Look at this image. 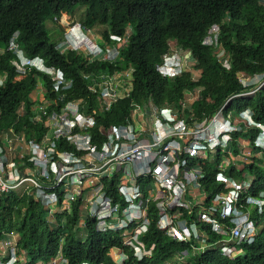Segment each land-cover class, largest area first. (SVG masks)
I'll use <instances>...</instances> for the list:
<instances>
[{"label": "trees", "instance_id": "16d2710c", "mask_svg": "<svg viewBox=\"0 0 264 264\" xmlns=\"http://www.w3.org/2000/svg\"><path fill=\"white\" fill-rule=\"evenodd\" d=\"M64 13L69 15L66 23L62 22ZM75 22L100 34L104 49L119 44L112 35L125 39L117 59L89 60L82 49L62 52L57 44ZM215 24L219 26L218 41L206 44L205 37ZM16 31L26 56L39 55L73 79V87L66 91L67 100L82 99V113L95 116L96 124L89 131L99 145L109 125L126 123L139 106H173L185 117L195 116L199 122L206 119V123L221 111L240 125L231 132L232 154L241 152L240 139L249 140L253 159L243 168L230 162L220 169V157L225 153L222 147L217 148L213 160L208 148V158H201V162L206 206L214 202L217 193L230 188L219 173L250 182L241 192L244 200L240 199V209L257 225L253 241L237 243L229 233L213 230L210 222H199L207 235L206 246L195 250L192 246L198 242L174 239L158 228V215L151 204V224L140 237L148 248L154 244L152 254L139 259L133 248L124 247L128 259L123 264H174L176 259L180 261L176 264H264V148L257 144L264 126V84L258 87L264 80V0H0V74L4 77L3 82L0 80V129L14 127L39 139L49 130L44 121L53 111L59 112L63 103L60 92L54 91L48 76L39 70L30 69L26 76L16 78L13 60L17 55L8 48ZM175 46L188 51L194 64L179 74L163 75L158 66ZM124 71L132 72L130 92L110 107L102 106L99 94L89 89L84 75ZM240 74L260 75L261 79L245 85ZM38 83L43 85L44 96L38 91ZM196 90L199 96L184 106L186 93ZM251 90L252 95H244ZM44 98L51 102L47 115L35 121V106ZM246 110H251L250 119L242 115ZM106 182L109 194L117 199L114 181ZM247 195L261 198L262 209L255 202H247ZM59 207L60 203L56 204L51 213L33 193L0 194V252H5L0 255V264H8L12 248L16 264H52L60 258L61 264H118L110 251L123 248L120 232L98 231L91 216L82 225L80 200L72 202L70 211H60ZM223 223L234 226L228 219ZM234 244L237 252L225 254L223 247Z\"/></svg>", "mask_w": 264, "mask_h": 264}, {"label": "built area", "instance_id": "2783aa9c", "mask_svg": "<svg viewBox=\"0 0 264 264\" xmlns=\"http://www.w3.org/2000/svg\"><path fill=\"white\" fill-rule=\"evenodd\" d=\"M76 28L80 34L72 29L66 33L63 43L66 47L78 48L85 43L91 59H117L120 46L105 50L90 38L88 29H81V24ZM218 32L219 26L213 25L204 42L216 44ZM113 38L122 40L119 36ZM10 48L17 55L13 60L18 71L16 78L26 76L30 69L48 74L63 104L59 112L53 111L44 121L49 130L39 139L28 137L25 130L17 131L14 127L0 129V194L33 193L51 213L58 203L60 211H70L72 202L80 200L96 220L97 230H122L124 244L133 248L139 258L151 255L154 247L148 249L140 240L151 223V204L158 215V228L177 240L198 242L192 246L195 250H204L206 246V232L199 222H210L213 230L229 233L237 243L253 241L255 223L248 214L241 218L237 213L240 183L219 173L231 191L217 193L208 206L206 193L199 190L204 178L201 158L206 157L208 148L227 147L232 138L229 133L236 130L229 119L224 120H229L232 128H226L222 139L214 142L206 136L209 124L206 119L199 122L195 116L185 117L174 107L139 106L126 123L109 125L99 145L89 131L96 124L95 116L82 113V99L67 100L66 91L73 87V79L61 68L47 66L39 56L24 55L15 38L11 39ZM159 70L170 71V75L180 71L170 66H159ZM130 74L131 71H124L84 75V78L89 81V89L99 94L101 105L108 108L130 92ZM3 79L0 74L1 82ZM50 104L44 98L35 106V121L43 120ZM184 106L188 105L184 103ZM216 117L218 114L211 119L215 123ZM3 133L6 136L1 139ZM106 180L114 181L117 199L109 194ZM88 191L91 193L87 194ZM186 213L194 216L188 218ZM227 219L234 226L224 224ZM223 251L228 255L236 253V244L225 245Z\"/></svg>", "mask_w": 264, "mask_h": 264}, {"label": "rangeland", "instance_id": "374dc122", "mask_svg": "<svg viewBox=\"0 0 264 264\" xmlns=\"http://www.w3.org/2000/svg\"><path fill=\"white\" fill-rule=\"evenodd\" d=\"M63 15H64V20L62 22L66 23L65 20L69 17V15L67 13H64ZM50 23H51L50 21H47L46 25L49 26ZM92 32H93L92 35H94V38L96 37V41L100 42V40H101L100 34L95 33L94 31H92ZM55 37H56V39H58L60 37V35H55ZM81 43H83V42H81ZM172 44L174 45L175 42H172ZM170 54L172 56L169 59L166 60V63H170L172 61V59H176V61L178 63H180L182 68H184V67H186V69L192 68V65L194 64V60L192 59V57H191V55H190V53L188 51L181 49L179 46H175V47H173L172 50H170ZM193 73L196 74V75L198 74L196 70H193ZM130 77H131V74H130ZM130 77L128 78V80H129L128 83H130V80H131ZM240 79H241V81L244 84L258 83L260 81V79H261V76L257 75V76L251 77V76H248L246 74H240ZM263 84H264V80H262L260 82L258 87L262 86ZM39 92L42 95L44 94V89H43V87L41 85L39 86ZM252 94H253V90L244 93V95H252ZM196 96H199V90H196V92H194V93L187 92L186 96H185V105L192 104L193 100H194V97H196ZM249 114L250 113H245L246 116H249ZM222 115H223L222 113L221 114L218 113V117H216V119H217L216 123L214 122L215 120L213 119L214 121L211 120L209 122V124L207 125L208 129H207V132H206V136L209 137V138H212L214 142L217 141L216 139L224 132V130L226 128H232V126H233L232 124H230L229 120H224V116H222ZM213 123H214V125H212ZM234 124L235 125L233 127H235L236 130L240 128V125L238 124V122H235ZM210 127H211V129H209ZM4 131H6V130H4ZM5 136H6V134L3 133V135L1 136V139H2V137H5ZM261 142L264 143V136H262L260 138V143ZM239 148L241 150V152L239 154H234V153L232 154V148H231L230 145H228L227 147H224V149L222 151H224L225 153H229V154L226 155L225 153L222 152V155L220 157L221 159H220V162H219V168L220 169L226 168L230 162H234L235 166L237 168H243L244 165L246 164V162L252 161L253 158L251 157L250 154L251 153L254 154V153H253V150L251 149L252 147H251V145L249 143V140L248 139H240ZM215 151H216V148H214L210 152V155L208 153L210 160H213L215 158ZM206 157L208 158V156H206ZM240 160H244L245 162L241 163ZM199 190H200L201 194H204L205 191H204L202 186L199 187ZM88 193L89 192H87V194ZM82 210H83V213H82V216H81V223H82V225H84V222H85V220L87 218V215L89 213H88V209H86L83 204H82ZM243 215H246V214H243ZM10 251H11V259L9 261H12V260H14L15 257H13V255H12L13 249H11ZM3 254H5V252L0 253L1 256ZM120 255H122L124 257V259L127 258V256H124L121 253V250H114V249L111 250L112 258L114 260H118L119 264H122L124 259L123 258L121 259L119 257ZM61 262H62V258L58 259L57 261H52V264H61ZM177 262L180 263V261L176 259L174 261V264H176Z\"/></svg>", "mask_w": 264, "mask_h": 264}, {"label": "clouds", "instance_id": "9594fccd", "mask_svg": "<svg viewBox=\"0 0 264 264\" xmlns=\"http://www.w3.org/2000/svg\"><path fill=\"white\" fill-rule=\"evenodd\" d=\"M77 24H81V29H88V28H86L85 26H83L82 25V23L81 22H75V23H73L72 25H70L69 27H67V29H66V31H65V33H64V36H63V39L62 40H60L59 42H58V44H57V46H58V48L63 52L64 50H66L67 48H71V47H66L63 43H64V41H65V39H66V33L67 32H69L71 29H72V32H74V33H76L77 35L78 34H80V29L79 28H76V25ZM83 29V30H84ZM90 32V38L92 39V40H94V41H96V37L94 38V35H92L93 34V32H92V30L91 29H88ZM18 35H19V32L18 31H16L13 35H12V37L10 38V43H11V39L12 38H15V41H16V43L18 44V47H19V49L23 52V54L24 55H26L25 54V52L23 51V49L21 48V46H20V44H19V42H18V40H17V38H18ZM113 36H116V35H112L111 37L113 38ZM113 39H115V38H113ZM115 40H117V39H115ZM117 41H119V40H117ZM97 42V44L99 45V46H101L102 47V45L100 44V42H98V41H96ZM124 43H125V39H122L121 41H119V44L118 45H114V46H116V47H118V46H120V48L124 45ZM85 43H83L82 45H80V47H75L74 49H82L83 51H85V52H87V50H86V48H85ZM114 46H110V47H114ZM8 48L9 49H11L12 51H13V49L12 48H10V44H9V46H8ZM103 48V47H102ZM120 48H119V50H120ZM72 49V48H71ZM106 50V49H105ZM13 53L16 55V53L13 51ZM88 53V59L89 60H94V59H100V58H94V59H91V55H90V53L89 52H87ZM36 56H39V55H36ZM172 55L171 54H168V55H166V57H165V59H164V62L163 63H161L159 66H161V67H167V66H170L171 68H173L174 70L176 69V70H178V69H180V71H177L176 73H174V74H171L170 75V71L169 72H162L161 70H159V66H158V70L163 74V75H169V76H173V75H175V74H179L180 72H182V70L184 69V68H186V67H184V68H182V66L180 65V63H178L177 61H176V59H172V61L170 62V63H166V60L167 59H169L170 57H171ZM29 57H31V56H29ZM34 57V56H33ZM39 57H41V56H39ZM42 58V57H41ZM45 62V61H44ZM46 64V63H45ZM47 66H52V65H48V64H46ZM55 67V66H54ZM56 68H58V67H56ZM41 72V71H40ZM43 73V72H42ZM44 75H46V76H48V78H49V81H50V76L48 75V74H45L44 73ZM51 83V82H50ZM42 86L43 87V85L41 84V83H38V91H39V86ZM245 85H247V84H245ZM167 108L169 107V108H173V106H166ZM162 108H164V107H162ZM223 114V112H221V111H218L217 113H216V115L217 114ZM245 113H250L249 114V116H246L245 115ZM242 115H243V117H245V118H248V119H250L249 117L252 115V113H251V110H246V111H243L242 112ZM215 116V115H214ZM213 116V117H214ZM222 116H224V115H222ZM212 117V118H213ZM211 118V119H212ZM224 119H227L225 116H224ZM211 121V120H210ZM209 121V122H210ZM208 122V123H209ZM208 123H206V124H208ZM233 131H236V130H233ZM233 131H231V132H233ZM231 132L229 133V131L227 130L226 131V133H229L230 134V136H231ZM262 136H264V126L262 127V131H261V134H260V136H258L257 137V139H258V141H257V144H260L263 148H264V143L263 142H261L260 143V138L262 137ZM232 137V136H231ZM220 140L222 139V135H220L219 137H218ZM231 141H232V138H231V140H230V143H231ZM230 143H229V145H230ZM218 147H222V149H224V147L222 146V145H219ZM217 147V148H218ZM217 148H216V150H217ZM233 178V177H232ZM235 181H237V183H240V185L242 186V189L240 190V196H239V200H238V202H237V206H238V209H239V211L236 209V211L235 212H237L238 213V215L241 217V218H243V217H245V215H243V214H248L249 215V218H250V214L246 211H242L241 209H240V204H241V201L242 200H244V198L241 196V192L242 191H244V190H247V188L249 187V185H250V182H244V181H240V180H238V179H235V178H233ZM203 187V186H202ZM203 189H204V187H203ZM231 191V188H229V190L227 191V192H230ZM206 193V192H205ZM261 195L262 196H264V192H261ZM240 199H242V200H240ZM245 199H246V201L247 202H255V203H257L259 206H260V209H262V204H263V200L261 199V198H255V197H252L251 195H247L246 197H245ZM87 217H90V215L88 214L87 215ZM251 219V218H250ZM252 220V219H251ZM253 222H254V220H252ZM255 223V222H254ZM151 224V223H150ZM150 226V225H149ZM255 226H256V233H257V225L255 224ZM149 228V227H148ZM97 229V228H96ZM148 230V229H147ZM146 230V231H147ZM99 231V230H98ZM109 231H118V232H120V234H121V237H122V239H123V248H114V250H121V253L124 255V256H127V258H125L124 259V257L122 256V255H120L119 257L122 259H124V261L126 260V259H128V254H127V252H126V250H125V248H127V247H130V246H128V245H125L124 244V236H123V231L122 230H109ZM146 231L144 232V233H146ZM102 232V231H101ZM144 233H142L141 235H143ZM84 233H82V235H83ZM140 235V236H141ZM256 235V234H255ZM169 236V235H168ZM207 236V235H206ZM173 238V237H172ZM175 239V238H174ZM140 240H141V237H140ZM142 241V240H141ZM143 242V241H142ZM144 243V242H143ZM154 245V244H153ZM146 246V245H145ZM125 247V248H124ZM147 247V246H146ZM152 247V246H151ZM151 247H149V248H151ZM148 248V247H147ZM148 248V249H149ZM154 248V247H153ZM13 249V253H12V255H13V257H15L14 258V260H12V261H9L8 262V264H16V260H17V256L15 255V249L14 248H12ZM113 250V249H112ZM153 250V249H152ZM135 252V251H134ZM110 254H111V251H110ZM151 254H152V252H151ZM136 255V254H135ZM137 256V255H136ZM144 256H150V255H144ZM143 256V257H144ZM142 257V258H143ZM139 258V257H138ZM139 259H141V258H139ZM117 263H118V260H115ZM124 261H123V263H124ZM122 263V264H123ZM81 264H93V263H90V262H83V263H81ZM119 264V263H118Z\"/></svg>", "mask_w": 264, "mask_h": 264}, {"label": "crops", "instance_id": "0c3cea01", "mask_svg": "<svg viewBox=\"0 0 264 264\" xmlns=\"http://www.w3.org/2000/svg\"><path fill=\"white\" fill-rule=\"evenodd\" d=\"M30 137V136H29ZM89 193L88 194H90L91 193V191H88ZM17 239V238H16ZM1 253V252H0ZM3 253V252H2ZM5 254H3L2 256H4Z\"/></svg>", "mask_w": 264, "mask_h": 264}]
</instances>
